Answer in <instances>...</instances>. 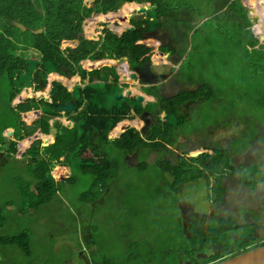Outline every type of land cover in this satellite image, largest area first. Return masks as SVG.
<instances>
[{
	"label": "rangeland",
	"instance_id": "1",
	"mask_svg": "<svg viewBox=\"0 0 264 264\" xmlns=\"http://www.w3.org/2000/svg\"><path fill=\"white\" fill-rule=\"evenodd\" d=\"M234 1L235 0H201L200 4H205L203 8L213 4L217 7V10L226 11L229 5L231 6ZM240 2L244 8H247V11H241L239 4H235L233 10L236 14L247 13L249 17H251L250 24L245 23L239 24L238 26H226L222 24L224 28H222L221 31L205 35L197 31L193 33L194 30H191L192 33L189 34V44L192 46V52L196 54L190 56L188 60L187 58L190 53L189 46L186 48L185 53L180 55L181 49L185 46L184 44L172 38L168 31L163 33L164 26L162 28L160 27V30L158 28L152 29V26L154 27L156 24L152 16L155 13L151 11L152 9L140 14L145 19L149 18L154 20L152 26L146 24L152 31V39L161 40L163 43L169 44L166 43V39H168V42L171 41L173 45H177V47L174 45L175 53L171 60L168 63H162V65H171L172 69L170 73L173 75L177 74L180 81L192 86L191 88H195L194 93L196 95L204 93L208 97L211 95L214 96L212 98H218L217 100L220 101L218 103L220 109H226L228 104L234 106L228 108V110L231 114L237 116L239 120H241L244 115L248 118L253 111L261 112L260 110L264 108V104H262L261 98L259 97L264 94L262 69L255 67L257 69L255 70L252 66L251 59L256 57V54L253 51L247 52L243 49L246 45L245 41L250 39L246 32V30L249 29L259 44L263 45L262 48L264 49V40H261L257 36L258 28H261V25L264 24V0H240ZM123 6L124 5L117 11H112V13L115 14H111L109 18L103 17V15H101L102 13H97L96 16L99 17L98 20L105 21L102 25L92 26L91 20H94V17L88 20L86 19L87 23H85L86 20L83 23L85 38L98 43L97 49L99 50L102 47L107 48L105 43L108 40L104 37L106 31H111L119 36L118 32L120 28L126 26L122 28V31L127 29L124 32L125 36L120 34L122 36L120 37L125 40V43L116 45L110 42L111 45L107 48L112 52L113 57L88 58L91 61L86 64L88 68L85 67L83 70H78L77 74H70L68 71H64V73L60 72V76L61 78L64 77L67 81H72L75 87L71 92H74L76 97H81L80 85L77 84L81 83L85 85L90 79V77L88 79L90 72L95 70L100 64H111L110 66L115 67L117 71V73H113L115 77L111 82L112 84L104 80L92 82L90 84L94 88L109 91L105 96L107 106L121 104L124 102V100L121 99H128L127 101L131 105H134V107L137 105L142 107V113H152L151 110L157 105L156 102L161 99H159L160 94L158 93V85L163 83L164 80L159 84H149L147 82L136 84L135 82L122 81L131 71L137 72L138 68L144 64L153 63L150 62L151 60H145L138 64L131 61V58H133V46L137 42H146L147 40L145 39L150 37L147 32H142L139 27L129 20L136 14L134 13L132 15L134 11L128 13L126 19L122 18ZM253 7H255V11L260 18L259 23L253 20L254 15L253 11H251ZM140 20H143V18ZM202 25L205 26L204 22L200 24L201 27ZM87 26L94 27L96 35L89 34L87 32ZM132 26L135 27L133 30H131ZM105 29L106 31H104ZM222 32H234L235 34L225 35L221 34ZM72 43L74 42L66 41L64 46ZM78 43L79 40H77V45ZM152 49H155L154 46H152L150 50ZM118 55L122 58L120 59L121 61L124 60L123 63L117 62L119 60ZM160 55V52H158L156 54L157 58L160 57ZM203 56L211 63L210 66L205 67L206 62ZM39 59L40 57H33L30 59L29 66L32 70H36ZM85 60L89 61L87 59ZM101 60H106L108 63H100L97 65L96 62ZM186 60L187 64L190 66L187 72L191 75L185 74L184 65ZM128 61L130 62L129 67L127 65ZM134 64L138 66L135 67ZM79 65H81V63H79ZM200 66L203 67L200 68ZM48 68L52 71L57 70L52 64H49ZM149 68L150 66L147 67V69ZM32 70H29V72H22L26 82L32 77ZM83 71H85L86 74L85 78H83ZM231 71L245 73L247 77L239 78L238 81H240V83L236 81L231 84H225L224 74L227 72V76L230 78ZM148 72L147 74L149 76L152 75L151 70ZM79 73H81V75H79ZM105 73L109 74L111 72L107 69ZM193 73H196V75ZM253 73H259V75L249 78L248 76ZM197 74L200 78H204L208 81L205 83L204 87L208 84L210 87L209 89L206 88L203 92L201 88L196 89L194 78L197 79ZM69 75H71V77H69ZM64 82L67 84L66 81ZM31 87V84H28V82L27 85L23 86L25 94L30 92L27 89ZM42 87H45V85L41 86V90H43ZM48 87L47 85L44 91H47ZM129 87L134 90V93H136L137 89H140L144 93L153 95V97L156 98V102L152 101V106L145 104V98L143 102H139L135 95L129 94ZM46 91L45 93H47V96L48 91ZM121 92H124L125 96L116 99L117 95ZM251 94H255L257 98L253 99ZM8 96V86L2 81L0 82V144L4 140L6 141L9 139L11 135H9L8 132L13 131L11 126L15 124L13 119L16 109L10 108V105H8ZM168 98L171 99L173 97L169 96ZM75 99L76 98H74V100ZM169 99L166 101V99L162 98L158 104L160 102L163 104L165 102L167 103ZM173 101H175L176 105L182 103L178 98L173 99ZM55 103L61 102L57 101ZM102 105H105V103H102ZM189 110L190 108L185 109V111ZM197 112L204 113L201 108H197ZM134 114L136 115L134 116ZM182 114L185 115L183 112ZM132 115L134 117L128 118L130 122L123 124L124 128L122 131L124 132L129 128H136L141 132L145 130V133L149 132L152 134L147 136V140L154 142L155 137L153 136L152 130L156 128V126L150 128L149 126L152 124L144 121V119L148 121L147 117L143 118L144 116L142 117V114L140 116L136 110H132ZM168 115L167 119L173 122L175 119L172 118L171 113H168ZM158 116L159 114L154 117L158 119ZM59 117L60 116L54 117L52 120ZM158 120L166 122L165 120ZM138 121L141 122L140 126L137 125ZM5 125H8L10 128L2 132ZM119 125L120 123H117V125L111 129L112 131L110 130L109 136H116V134L120 133V131H115V128ZM180 128L182 129V126H180ZM260 134H264V131ZM52 137L53 134L43 135L44 140H50ZM40 140L43 141L41 138ZM4 147L3 144L0 145V152ZM26 148L27 147L23 148L22 144L18 145L16 156L8 159L6 164H0V202L4 200L14 201L15 204L8 207L15 215H7V217L11 225V230L18 232L21 240L19 242H14L13 244L15 245L8 244L11 243L7 239L10 235V230H2L0 228V237L2 238L0 241V258L25 253L23 249L28 243L27 232L30 235L33 254V257L28 259L35 261L34 264L39 263V259L34 258V254L38 256L39 254L51 255L54 253V251H52L53 246L59 242L63 243L64 241L68 244H76L75 249H77L78 246L79 251L86 248L97 264H190L192 261V249H194L193 253H195L197 258L201 259L206 257V245L210 248L209 236L213 233L217 235L211 238L216 239L213 250H216L221 255L224 254L225 256L222 257V259L231 256V252L234 254L235 251L246 247L247 244L249 245L253 241L247 234L249 230H251V227L246 225L248 223L247 215H249L251 209L242 212L240 208H237L235 211L237 216L233 221H230V219L222 220L217 216L221 214L223 208L216 207V205L218 202L223 204L226 202H224L222 198L218 201L221 194L218 188L217 196L214 195L215 188L210 184V176H207L208 180L206 181L209 185L208 193L205 194L207 189L203 188L204 183L202 181H198V186L200 188V193L204 194L199 196L198 190H193V188L197 187L195 182L202 178L201 171H204V168L202 170L200 169V172L197 171V169L188 171L183 170L182 174L187 171L185 177H180L179 183L175 182L174 186L169 182H165V180H157L158 183L156 181L153 183L150 181L153 175L160 178V173H168V171L160 170L153 174V172L146 170L141 173L135 166H128V164L125 163L126 157L124 158L120 150L110 151V145L107 146V154L120 162V170L116 172L110 184L105 187L107 189L103 195L98 197L97 193L105 188L101 185H92L93 177L90 174H84L78 167L76 169L70 166L71 172L77 175L76 183L70 184L67 190L66 187L64 190H58L57 193L47 199L44 204H41L38 208H34L31 202L26 200L28 196L23 194V190L21 189L19 192V187L29 183V179L33 180L27 167V156L25 152H19V150L23 151ZM195 158L197 157H193V160ZM151 159L152 163L156 162L155 155L151 156ZM186 164V162H182L178 169L181 166H186ZM218 166L219 163L212 165L213 170H217L219 168ZM261 170L264 174V168ZM54 171L56 174L67 173V171H63V164L56 166ZM18 175L21 177L16 181L15 176L17 177ZM191 175H193L192 178L189 177ZM142 176H147V180L143 179ZM34 183L36 184L37 181H34ZM186 183L189 184L185 185ZM88 189L89 192L82 195V193ZM92 198H96L98 202H89ZM203 199H205V202H203ZM24 200H26L25 209L23 208ZM210 205L213 206L214 209L216 207L213 211L214 213L210 212ZM263 207L264 204H262V208ZM243 214L245 217H243ZM7 217L1 215L0 221L6 222ZM253 223L256 224L257 222H252V224ZM214 226H219L220 228L214 231L212 229ZM258 233L264 234L260 231H258ZM234 239L236 240L235 243H233ZM240 240L245 241L240 243ZM201 246H204V250L200 249ZM232 248L234 251H232ZM214 252L215 251H213V253ZM63 253L64 252H57L56 257L61 259L62 262L60 264H67V262L64 261ZM211 260L212 258H208L206 262Z\"/></svg>",
	"mask_w": 264,
	"mask_h": 264
},
{
	"label": "trees",
	"instance_id": "2",
	"mask_svg": "<svg viewBox=\"0 0 264 264\" xmlns=\"http://www.w3.org/2000/svg\"><path fill=\"white\" fill-rule=\"evenodd\" d=\"M146 1L156 6V8L151 11L157 14L162 13L166 9L170 13L173 9V12L178 15L170 19V23L164 27L163 33L168 31L176 41L185 45L181 49L180 55H183L186 48L189 46V33H191L192 29L194 30L193 33L197 31L202 35L208 33L214 34L224 28L222 24H225L226 26H238L239 24H250L251 21V17H249L247 13L236 14L234 12L233 8L235 4L240 5L241 11H247V8H244L240 0H235L231 6L229 5L227 8L228 10L226 11H220V9L217 10V7L213 4L206 6L201 13L204 17H209L204 22V25L208 27L207 29L205 26L195 28V24L192 23V20H194L193 18L182 19L181 16H179L181 13L186 12L185 9H187V11H189V9H196L199 11L200 7H202V4H200L201 0H198V3L197 0H91L89 3H87L86 0H0V82L4 81L8 86V105H11L12 96H19L23 93V86L27 85V82L24 80L25 77L21 70H23L22 67L30 65V59L33 57H40L36 70H33V79L35 81L36 89H40V87L44 85L47 86L46 83L50 77L49 74L53 73V71L48 68L49 64H52L62 73L68 71L70 74H77L81 60L88 58L96 59L113 57L112 52L107 48H101L99 50L97 49L98 43L85 38L83 33L84 21L97 13L117 11L125 2L140 3ZM137 7L138 5L136 4H126L123 6V12L121 15H126ZM111 14L115 13H110L105 16L103 15V17L109 18L111 17ZM253 15L256 16L257 12L253 11ZM140 19L141 17L137 18L134 16L131 21L134 24H138V27L142 32H146L143 30V26L147 23H142L143 20ZM13 20H17L27 26V30L22 31L20 27H17L12 23ZM145 20H149V18H146ZM39 28H42L43 30L41 32L34 31ZM87 28L89 34L96 35L94 27L87 26ZM249 30H246V32L250 39L245 41L246 45L243 49L247 52L253 51L256 54V57L251 59L252 66L255 70H257L255 67L261 68L262 77L264 78V61H262L264 60L263 45L259 44ZM104 31H106V29ZM147 34L150 38H146V42H137L133 46L132 56L134 59L141 63L145 60H151L150 62H153L152 55H154L156 48L164 52L171 50L175 53L174 46L157 43L151 38V31H148ZM221 34L231 35L235 33L222 32ZM105 38L116 45L125 43L124 39L111 31H106ZM74 40H79L78 45L64 46L65 41ZM152 46H154L155 49L150 50ZM133 58H131V61H134ZM156 58L157 56L155 54V61H161L160 57ZM204 59L206 62L205 67L210 66L211 63L208 62L207 58L204 57ZM105 61L106 60H101L96 63L100 64ZM127 65L128 67L130 66L129 61ZM188 67L189 65L185 62V74L191 75L187 72ZM202 67L203 66H200V68ZM107 69L110 70L111 73H105ZM106 70L102 74L101 70L96 68L90 72L89 77L91 82L89 84H77L80 85L79 89L81 91V97L72 95L71 91L74 89L75 85L69 89L68 86L65 87L59 82L49 85V89L52 90L50 100H36L35 98L37 96H34L30 91L25 96L26 99L24 102L21 104L22 109L30 111L39 103L48 105L50 108L48 114L42 115L37 120L33 129H29L26 125L23 126L21 122L19 124L20 127H17L16 123L21 119V113L14 114L13 121L15 124L11 126L13 128L12 135L9 136V139L6 141L4 140L1 143L5 147L0 152V164H6L8 159L16 156L19 143L25 138L32 136L35 132L40 133V130L37 131L40 126L48 127L49 117L54 115L61 116V114L56 111L57 106H55V102L57 101L66 102L72 98H76L77 122H79V125L84 131L88 132L87 134H57L56 141L48 145H43L41 140H36L33 142L32 146L26 150L25 154L28 159V171L31 173V178L34 181H37V183L35 184L33 180L29 179V183L19 187V192L21 189L23 190V194L28 196V199L26 200L31 202L34 208H38L41 204H44L47 199L56 194L58 190L63 189L64 184H62L61 181H56L52 174L56 164L61 162L62 155H66L71 161L81 151L90 148L93 154L85 160L82 167H78L74 162H70V165L75 168L78 167V169L84 174H90L93 177L92 185H101L105 188L115 177L119 168V161L111 158L105 151L107 145L112 144L120 151L130 154L135 153V151L144 145L163 147V140H169V127L154 128L152 130L153 136L155 137L154 139H160L151 144L142 138L139 130L136 128L125 130L120 137H117L115 140L108 138V132L114 128L118 122L125 118H131L133 116V109L140 113L142 107H139L138 105L134 107V105H131L127 101L128 99H121L124 100L121 104L107 106L105 96L109 91L94 88L90 85L96 78L103 81L109 79V75L116 73L115 67L112 66L106 67ZM27 72H29V70ZM193 74L196 75V73ZM224 75L225 84H231L238 81L239 78L247 77L245 73L234 71H231L230 78L227 76V72ZM258 75L259 73H253L248 77L253 78ZM85 77L86 74L85 71H83V78ZM194 82L207 83L208 81L204 78H200L197 74V79L194 78ZM238 82L240 83V81ZM206 88H210L208 84L206 87L201 88L202 92L205 91ZM255 94H251L253 99L257 98ZM212 97L214 96L210 95L208 98L211 99ZM102 103H105V105H102ZM175 106L176 103L172 104L170 102H165L163 104V108L167 113L172 112ZM17 108L19 109V107ZM34 117V113H29L27 120L31 121ZM81 120L83 121V124H81ZM8 128L10 127L5 125L2 132ZM120 128L121 127L119 126L118 129ZM73 129H77V127L73 126L72 129H68V127L63 126V132ZM162 132L167 134H162ZM39 135L40 134H38V136ZM31 142L32 138L25 139L21 143L22 147L29 146ZM216 161L217 160H215V162ZM215 162L212 161L209 165L212 167V165L218 164ZM159 163L170 162L161 160ZM197 169V171H200V168ZM183 170H191V166L190 168L181 166L179 169H174V171L178 172L179 178L185 177L187 171L182 174ZM201 173L203 172L201 171ZM20 177V175L17 177L15 176V180L17 181ZM98 194L99 193H97V195ZM26 200L23 201L24 209L26 206ZM14 204L13 200H4L3 202H0V219L1 215L5 217H7V215H15V213L8 207ZM8 221V217L6 222L0 221V228L2 230H4L3 227H5V223ZM7 239L11 241L10 237H7ZM1 240L2 238L0 237V241ZM200 249L204 250V246H201ZM191 257L192 261L190 264L203 263V260L197 258L193 251ZM8 262H10L8 259L4 261V263ZM94 263L97 264V262Z\"/></svg>",
	"mask_w": 264,
	"mask_h": 264
},
{
	"label": "flooded vegetation",
	"instance_id": "3",
	"mask_svg": "<svg viewBox=\"0 0 264 264\" xmlns=\"http://www.w3.org/2000/svg\"><path fill=\"white\" fill-rule=\"evenodd\" d=\"M204 5L202 4L199 11L190 9L192 12L190 17L194 19L192 23L202 20L203 15L201 12L204 9ZM137 66L135 65V67ZM147 66V64H144L138 69L143 72L144 76L149 77L146 71ZM204 85V82L195 83L196 89L202 88ZM191 87L180 81L177 74L173 75L169 73L164 82L158 85V93L160 94L159 99L164 98L166 101L169 99V96H172L173 98L168 100L172 104L175 103L173 99L176 98L182 102L181 104H177L173 111L170 112L176 122L175 120L171 122L167 119L169 116L167 112L162 116H158V119L165 120L166 122H162L154 117L164 110L163 103L160 102L158 104L161 99L156 102V98H154L157 105L151 110L152 113H139L140 116L141 114L142 117L144 116L143 118L147 117L148 121L145 119L144 121L152 124L149 126L150 128L155 126L160 128L169 127V140H163V147L144 145L135 151V153L126 154L123 151L121 152L124 158L126 157L125 163L128 166H135L141 173L146 170L153 172V174L160 170L168 171V173H160V178L153 175L150 180L153 183L154 181L158 183L157 180H165V182H169L173 186L175 182L179 183L181 178H179L178 172L174 171V169L176 170L182 162L187 163L186 168H190L191 166V170L197 168L202 170L204 168L201 174L202 178L197 181L195 180L196 182L194 181L197 187L193 188V190H198L199 196H202L204 193H200L198 186V181H202L204 183L203 188L207 189L205 194L208 193L209 185L206 181L210 176V184L215 188L214 195L217 196L218 188L221 193L218 201L222 198L226 202L225 204L218 202L216 205V207L223 208L221 214L217 216L219 219H230V221H233L237 216L235 212L237 208H240L242 212L251 209L249 215H247L248 223L246 225L251 227V230L247 234L253 241L251 244H247L246 247L235 251L234 254H238L264 243V234L258 233V231L264 233V207L262 208V204H264V174L261 170L264 168V134H260L264 131V108L260 110L261 112L253 111L248 118L244 115L239 120L237 116L231 114L228 110V108L234 106L228 104L226 109H220L218 98L209 99L204 93L196 95L194 93L195 88ZM259 97L262 104H264V94ZM186 108H190V110L185 111ZM197 108H201L204 113H198ZM180 126H182V129ZM139 132L146 142L153 143V141L147 140V136L152 134L148 131V133H145V130ZM162 134L167 133L162 132ZM120 135L110 136V139L111 137H115L116 139ZM157 140H154V142ZM111 145L110 151H119L118 148ZM105 151L107 152L108 149L106 148ZM153 155H155V163H152L151 156ZM193 157L197 158L193 160ZM161 160L170 163H159ZM215 160L217 161L215 162ZM212 161L219 163L217 170H213L209 165ZM118 170H120V162ZM146 177L142 176L143 179L147 180ZM189 177L192 178L193 175ZM187 184L189 183L185 185ZM203 202H205V199H203ZM209 208L210 212L214 213L215 209L213 206L210 205ZM243 217H245L244 214ZM252 222L257 223L252 224ZM219 228V226L212 227L214 231ZM215 236H217L215 233L209 236L210 248L206 245V257L201 258L203 260L202 264H213L218 260H222V257L225 256L213 250L216 239L211 238ZM243 241L245 240H240V243ZM235 242L236 240L234 239L233 243ZM197 244L199 245L198 241ZM213 251L215 252L213 253ZM232 251H234L233 248ZM231 255H233L232 252ZM208 258H212V260L206 262Z\"/></svg>",
	"mask_w": 264,
	"mask_h": 264
},
{
	"label": "crops",
	"instance_id": "4",
	"mask_svg": "<svg viewBox=\"0 0 264 264\" xmlns=\"http://www.w3.org/2000/svg\"><path fill=\"white\" fill-rule=\"evenodd\" d=\"M145 3H149V2H140V4H145ZM151 4V3H150ZM124 5H126V3L124 4ZM156 8V7H155ZM154 8V9H155ZM254 8V10H255V7H253ZM149 10V9H148ZM254 10H252L251 9V11H254ZM134 11V10H133ZM169 11H170V8H169ZM110 13H112V12H109V13H107V14H101V15H108V14H110ZM155 13V12H154ZM169 12L167 11V9L165 10V11H163L162 13H160V14H157V13H155L154 15H152L153 17H154V19H155V21H156V24H155V26L153 27L152 26V23H153V21L154 20H152V19H149V20H145V18L144 17H142L140 14H134V13H132V17L129 19V20H131L135 15V17H141V18H143V22L142 23H147V24H151V26H152V29H155V28H158V27H165L168 23H170L169 21H170V19L172 18V17H176L177 16V14L176 13H174L173 12V9L171 10V12L168 14ZM192 14V12L190 11V9H189V11H186L185 13L183 12L181 15H179V16H181V18L182 19H191V17H190V15ZM94 16V20H91V25L92 26H96V25H102V23L103 22H105V21H103V20H98V18L99 17H97L96 15H93ZM122 16V18L123 19H126V16H128L127 14L126 15H124V17H123V15H121ZM258 16V15H257ZM209 17H206V20L208 19ZM205 20V21H206ZM159 21V22H158ZM187 21H189V20H187ZM129 22V21H128ZM128 22H127V24H128ZM158 22V23H157ZM107 23H109V22H107ZM111 24V23H110ZM200 24H203V22H201ZM200 24L199 25H194V27L195 28H198V27H201L200 26ZM203 26V25H202ZM123 27H126V26H123ZM122 27V28H123ZM122 28H120V30H119V32H118V34H119V36H121V35H124V32H125V30L124 31H122ZM127 28H128V25H127ZM208 27H206V29H207ZM159 30H160V28H158ZM164 29V28H163ZM193 30V29H192ZM122 31V32H121ZM103 32V31H102ZM192 33V32H191ZM104 34V33H103ZM121 34V35H120ZM190 34V33H189ZM125 36V35H124ZM104 37H105V34H104ZM122 37V36H121ZM173 38V37H172ZM157 43H159V44H162V45H172V46H174L172 43H171V41L170 42H168V39H166V43H169V44H165V43H163V41H161V40H155ZM75 45H77V44H75ZM110 45H111V43H110V41H107L106 43H105V46L108 48V47H110ZM176 47H177V45H175ZM103 48V47H102ZM189 51H190V53H189V56H188V58H187V60L189 59V57L190 56H192V55H194V54H196V53H193L192 52V46L189 44ZM158 52H160V58H161V61L160 62H156L155 61V59H154V56L152 57L153 58V63L151 64V68H149V69H147L146 68V71L148 72V71H150V70H153V67L154 66H156V67H161V66H163L162 65V63H168L170 60H171V58L173 57V55H174V53L171 51V50H169V51H167V52H164V51H161L160 49H156L155 50V53H154V55L155 54H157ZM177 53V52H176ZM184 57H187V56H184ZM108 59H111V58H108ZM87 60H89V59H87ZM134 60H136V59H134ZM187 60H186V63H187ZM88 62H91L90 60L89 61H86V60H83V61H81L80 63H81V65H79V70H83L85 67L86 68H88V66L86 65ZM101 63H108L107 61H105V62H101ZM123 63V62H122ZM128 63V62H127ZM111 64H100L98 67H97V69H100L101 70V73L103 74L104 72H105V70H106V67H108V66H110ZM94 66V65H93ZM150 66V65H149ZM148 67V66H147ZM190 67V66H189ZM90 68V67H89ZM22 69L23 70H21L22 72H25V71H28V70H32L31 69V67L30 66H25V67H22ZM31 72H33V70L31 71ZM116 73H117V71H116ZM148 73H150V72H148ZM50 75V78H49V82H47L46 84L49 86V85H53V83H55V82H61V84L63 85V86H65V87H67L68 86V88L69 89H71L72 87H74V84H72V81H67L64 77L63 78H61V76H60V71H58V70H55V71H53V73L52 74H49ZM110 77H109V79H107V80H104V81H106V82H108V83H111L112 82V80L114 79V77H115V75H113V74H111V75H109ZM41 77V76H40ZM42 78V77H41ZM88 79H89V76H88ZM64 81H66L67 82V84L64 82ZM99 81H101L99 78H96L95 80H93V82H99ZM27 82H28V84H31V88H28L27 90H29V91H31L32 92V94L33 95H36L37 97L35 98L36 100H41V99H45V100H50L51 99V95H49V87L47 88V91H48V95L46 96V94L47 93H45V91H44V89L43 90H41V87H40V89H36L35 88V81H34V79H33V75H32V77L30 78V79H28L27 80ZM91 81H90V79H89V81L88 82H86V84L87 83H90ZM136 84H139L141 81H134ZM204 83H206V82H204ZM76 84V83H75ZM42 85V84H41ZM67 85V86H66ZM77 86V85H76ZM130 86V85H129ZM46 87V86H45ZM40 90V91H39ZM46 91V92H47ZM23 93L25 94V91H23ZM129 94L130 95H136V94H142L143 96H144V98H145V104H147L148 106H152L153 105V103H152V101H154V97H153V95H151V94H148V93H144V92H142L140 89H137L136 90V93H134V90L132 89V88H130L129 87ZM11 99H12V102H11V105H10V108H15L16 109V113H21V119H19L18 121H17V123H16V126L17 127H20L19 126V124H20V122H21V124H23V126H27L29 129H33L34 128V126H35V124H36V122H37V120L42 116V115H45V114H48V110L50 109L49 107H48V105H45V104H42V103H39L38 105H35L34 107H33V109L32 110H30V111H26V110H24V109H22L21 108V104L24 102V100L26 99V97H24V95L22 94L20 97H17V96H12L11 97ZM77 99H75V101H76ZM66 102H68V101H66ZM63 103H65V102H63ZM56 106V105H55ZM17 107H19V109L17 108ZM76 110V105H75V109H74V111L72 112V113H70V114H67V113H64V112H59L60 114H61V116L59 117V118H55L54 120H52L54 117H58V116H52V117H49L48 118V123H49V126L48 127H42V126H40V128L37 130V131H41L40 133H37V132H35L34 134H33V136L31 137L32 138V142H31V144L29 145V146H27V147H31L32 146V144H33V142L35 141V140H40V138L41 139H43V141H42V144L43 145H48V144H51V143H54L55 141H56V139H57V134H87L88 132H86V131H84V129L79 125V122H77V110ZM134 110V109H133ZM47 112V113H46ZM29 113H34L35 114V117H34V119H32L31 121H33V124H31L30 122L31 121H28L27 120V118H28V114ZM63 114V115H62ZM163 114H165V110H163L159 115L160 116H162ZM52 122V123H51ZM81 122V124H83V121L81 120L80 121ZM128 122H130V120L128 119V118H125V119H123V120H121L120 122H118V124L119 123H121L119 126L121 127L120 129H118V127L119 126H117L116 128H115V131H120V133L119 134H121L123 131V128H124V126H123V124L124 123H128ZM140 124H141V122L140 121H138L137 122V125H139L140 126ZM63 126H66V127H68V129H72V127L73 126H76L77 127V129H73V130H66V131H64L63 132ZM112 131V130H111ZM111 131H109V132H111ZM108 132V138H110V136H109V133ZM38 134H40L39 136H38ZM42 134H44V135H50V134H53V137L50 139V140H44V138L42 137L43 135ZM119 134H116V136L117 135H119ZM82 153V154H81ZM90 153V154H89ZM92 154V151H91V149L89 148V149H85V150H83V151H81L76 157H74L71 161H70V159H68V157L66 156V155H62L61 156V162H58L57 164H56V166H58V165H61V164H63V171H67V173H64V174H56L55 173V169H56V166L54 167V169H53V171H52V174H53V176H54V178H55V180L56 181H61L62 182V184H64L63 185V190H64V188L66 187V190H67V188L69 187V185L71 184H74V183H76V181H77V179H76V177H77V175L76 174H74L73 172H71V170H70V162H74L78 167H82L83 165H84V162H85V160L90 156ZM16 158V157H15ZM17 159V158H16ZM264 166V165H263ZM72 167V166H71ZM73 168H75V167H73ZM77 169V168H76ZM68 178H70V179H68ZM106 189L107 188H105V189H103V190H100V192H99V194H98V197L100 196V195H103L104 194V192H106ZM65 190V191H66ZM89 192V189L88 190H86L85 192H83L82 193V195H84V194H86V193H88ZM81 195V196H82ZM97 201V199L96 198H92V199H90L89 200V202H96ZM98 202V201H97ZM96 202V203H97ZM4 228V230L5 229H9L10 230V235L8 236V237H10L11 238V243H8V244H10V245H15V244H13L14 242H19V241H21L20 240V237H19V233L18 232H16V231H12L11 230V225H10V222L8 221L7 223H5V227H3ZM27 234H28V243L26 244V246H25V248L23 249L24 251H25V253H22V254H17V255H13V256H5V257H2V258H0V264L1 263H4V261L6 260V259H8L10 262H8V263H6V264H34V262L35 261H31V260H29V259H31L32 257H33V254H32V249H31V240H30V235H29V233L27 232ZM76 248V244H72V243H67V242H63V243H57L56 245H54L53 246V249H52V251H54V253L53 254H51V255H42V254H39V256L38 255H36V254H34V258H38L39 259V263H37V264H60L62 261H61V259L60 258H57L56 257V253L57 252H59V253H61V252H64L63 254H64V261L65 262H67V264H94V260H93V256L91 255V253H88V251H87V249L86 248H83V249H81L80 251L78 250V246H77V249H75ZM88 253V254H87ZM29 258V259H28ZM37 262V261H36Z\"/></svg>",
	"mask_w": 264,
	"mask_h": 264
},
{
	"label": "water",
	"instance_id": "5",
	"mask_svg": "<svg viewBox=\"0 0 264 264\" xmlns=\"http://www.w3.org/2000/svg\"><path fill=\"white\" fill-rule=\"evenodd\" d=\"M86 2L89 3V2H91V0H86ZM133 3L137 4L136 2H133ZM137 5H138V7L134 9V12L137 14L145 13L148 9H150V8L154 9L156 7L155 5H152L150 3L137 4ZM252 10H254V8H252ZM253 20L256 23L260 22L259 16H253ZM12 22L17 27H20L23 31L27 30V26H25L21 22H19L17 20H13ZM199 22H195V23L198 24ZM85 23H87V20L85 21ZM136 26L138 27V24H136ZM134 28L135 27L132 26L131 30H133ZM42 30H43L42 28H39V29L34 30V31L35 32H41ZM143 30H145L146 32L151 31L150 27L147 25L143 26ZM257 32H258L257 33L258 38H260L261 40H264V24L261 25V28H258ZM71 42L77 43V40H74ZM118 59H117L118 63L122 62L120 60V59H122V58H120V55H118ZM147 65H149V64H147ZM150 68H151V65H150ZM171 69H172L171 65H167V66L163 65L161 67L154 66L153 70H151L152 75H150L149 77H145L143 72L140 69H138L137 72L131 71V73L128 76L126 75V78H124L122 81L125 80V82L133 83L134 81L140 80L143 83L147 82L149 84H159L164 79H166L168 77ZM79 75H81V73H79ZM69 77H71V75H69ZM42 88L45 89V87H42ZM51 93H52V90L49 89V94H51ZM72 95L74 96V92H72ZM124 96H125L124 92H121L119 95H117L116 99H120ZM135 96L137 97V100L139 102L144 101V96L142 94H137ZM55 105L57 106L56 107L57 112H64V113L70 114L75 109V100L73 98V99L69 100L68 102L55 103ZM30 123L33 124V121H31ZM12 132L13 131H9L8 134L12 135ZM111 139L114 140L115 137H111ZM24 151L25 150H23V151L19 150V152H24ZM213 264H264V244L257 246V247H254V248H250V249L243 251V252H240L238 254H233L231 256H227L226 258L222 259L221 261H218V262L213 263Z\"/></svg>",
	"mask_w": 264,
	"mask_h": 264
},
{
	"label": "clouds",
	"instance_id": "6",
	"mask_svg": "<svg viewBox=\"0 0 264 264\" xmlns=\"http://www.w3.org/2000/svg\"><path fill=\"white\" fill-rule=\"evenodd\" d=\"M126 4H134L133 2H125ZM125 3H123V5L125 4ZM137 4H140V3H138V2H136ZM150 3V2H149ZM136 4V5H137ZM152 5H154V4H152ZM122 7V6H121ZM151 9V8H150ZM110 12H112V11H110ZM109 13V12H108ZM132 13H135V12H132ZM102 14H107V13H102ZM94 15H96V14H94ZM92 17H94V16H91V17H89V18H87V20L88 19H91ZM205 20H206V17H202V20L197 24V23H194L196 26L197 25H199L201 22H205ZM134 24V23H133ZM110 25V24H109ZM134 25H136V24H134ZM151 25V24H150ZM67 42H71V41H67ZM64 43H66V41L64 42ZM75 44H77V43H75ZM74 43H72V44H70V45H73V46H76ZM133 63H138L139 61H137V60H134V61H132ZM141 63V62H140ZM22 95V94H21ZM21 95H19V96H21ZM19 96H17V97H19ZM33 136V135H32ZM32 136H29V137H27V138H31ZM24 140H22L20 143H19V145L23 142ZM27 148H29V147H27ZM27 148L25 149V151L24 152H26V150H27Z\"/></svg>",
	"mask_w": 264,
	"mask_h": 264
},
{
	"label": "bare ground",
	"instance_id": "7",
	"mask_svg": "<svg viewBox=\"0 0 264 264\" xmlns=\"http://www.w3.org/2000/svg\"><path fill=\"white\" fill-rule=\"evenodd\" d=\"M126 30H127V29H126ZM126 30H125V31H126ZM123 61H124V60H122V62H123ZM97 65H98V64H97ZM72 91H73V90H72ZM23 95H24V97H25L27 94H24V93H23ZM75 105H76V103H75ZM120 124H121V123H120ZM215 263H216V262H215Z\"/></svg>",
	"mask_w": 264,
	"mask_h": 264
}]
</instances>
